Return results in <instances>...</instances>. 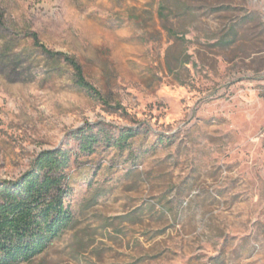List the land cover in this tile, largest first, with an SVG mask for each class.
<instances>
[{
	"label": "rangeland",
	"instance_id": "374dc122",
	"mask_svg": "<svg viewBox=\"0 0 264 264\" xmlns=\"http://www.w3.org/2000/svg\"><path fill=\"white\" fill-rule=\"evenodd\" d=\"M54 149L73 223L30 264H264V0H0V181Z\"/></svg>",
	"mask_w": 264,
	"mask_h": 264
},
{
	"label": "trees",
	"instance_id": "16d2710c",
	"mask_svg": "<svg viewBox=\"0 0 264 264\" xmlns=\"http://www.w3.org/2000/svg\"><path fill=\"white\" fill-rule=\"evenodd\" d=\"M73 67L76 84L90 92L81 71ZM97 136L82 135L80 152L92 153ZM134 136L132 130L120 132L114 145L123 148ZM69 165L66 151L44 150L18 178L0 181V264H30L70 228Z\"/></svg>",
	"mask_w": 264,
	"mask_h": 264
}]
</instances>
